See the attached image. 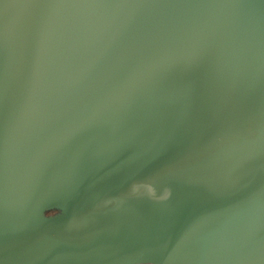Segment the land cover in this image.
I'll use <instances>...</instances> for the list:
<instances>
[{
  "label": "water",
  "instance_id": "1",
  "mask_svg": "<svg viewBox=\"0 0 264 264\" xmlns=\"http://www.w3.org/2000/svg\"><path fill=\"white\" fill-rule=\"evenodd\" d=\"M0 264H264V0H0Z\"/></svg>",
  "mask_w": 264,
  "mask_h": 264
}]
</instances>
